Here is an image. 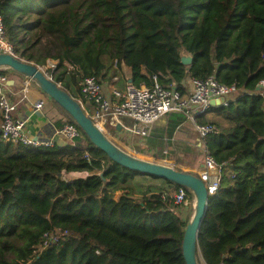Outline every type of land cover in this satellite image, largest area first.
Returning <instances> with one entry per match:
<instances>
[{
  "label": "trees",
  "instance_id": "obj_1",
  "mask_svg": "<svg viewBox=\"0 0 264 264\" xmlns=\"http://www.w3.org/2000/svg\"><path fill=\"white\" fill-rule=\"evenodd\" d=\"M0 13L15 55L36 66L53 61L48 75L79 102L85 76L101 80L121 64L137 86L156 79L185 93L187 78L210 76L234 84L226 105L196 117L217 128L200 141L221 167L197 258L264 264V0H0ZM182 52L193 56L189 65ZM56 104L64 123L77 125ZM167 118L159 142L186 120ZM179 187L114 162L82 131L74 143L44 148L0 139V264H185L194 201L183 187L179 212Z\"/></svg>",
  "mask_w": 264,
  "mask_h": 264
},
{
  "label": "built area",
  "instance_id": "obj_2",
  "mask_svg": "<svg viewBox=\"0 0 264 264\" xmlns=\"http://www.w3.org/2000/svg\"><path fill=\"white\" fill-rule=\"evenodd\" d=\"M2 52L14 53V50L13 45L6 37L0 13V53ZM53 66L54 62L50 61L41 67L48 70V67L52 68ZM191 86V90L182 93L175 85L163 86L154 79L150 85L139 86L128 81L122 88L112 87L106 92L103 89L102 81L96 76L90 75L85 76L80 82L82 100L80 103L103 132L106 130V125L113 124L146 136L153 123L161 116L171 112H180L185 115L186 119L194 123L201 140L209 133L216 131L217 128L210 123H197L196 117L207 113L212 107L218 106L212 105L211 100L223 97L224 100L220 105H226L237 93L238 88L234 84H222L213 76L204 80L191 79ZM257 87L259 90L264 88V81H261ZM35 107L40 109L42 101L36 103ZM15 108V103L6 92V77L0 73V139L4 142L19 143L35 148L51 147V141L42 142L24 132L25 119L15 115ZM123 118H131L135 124L132 127L125 126ZM59 133L69 143H74V140L81 136L78 126L70 122H66L60 128ZM203 153V167L197 175L203 180L207 193L211 196L219 188L221 167L204 149ZM67 173L70 172H63L62 178H66ZM87 174L88 172L83 171L81 177H85ZM172 199L175 204L184 206L187 203L185 189L179 187L172 194ZM53 240H55V236L50 234L47 242Z\"/></svg>",
  "mask_w": 264,
  "mask_h": 264
},
{
  "label": "water",
  "instance_id": "obj_3",
  "mask_svg": "<svg viewBox=\"0 0 264 264\" xmlns=\"http://www.w3.org/2000/svg\"><path fill=\"white\" fill-rule=\"evenodd\" d=\"M192 58L190 53L182 52L180 54V61L183 64L189 65ZM1 68L13 69L34 81L49 98L58 103L72 117L91 143L114 162L133 171L160 177L188 188L193 194L194 202L193 212L184 229L181 245L182 255L185 264H199L197 258L199 231L206 215L210 195L207 193L203 180L197 174L179 170L166 164L140 159L120 148L95 124L84 111L81 103L64 90L60 84L52 80L47 69L28 63L14 53L6 52L0 53ZM129 81L132 82V77L129 78ZM223 100L224 98L220 97L211 100V103L212 105H220ZM117 129H120V125H117ZM60 176L62 178L63 173ZM78 177L67 180L70 181Z\"/></svg>",
  "mask_w": 264,
  "mask_h": 264
},
{
  "label": "crops",
  "instance_id": "obj_4",
  "mask_svg": "<svg viewBox=\"0 0 264 264\" xmlns=\"http://www.w3.org/2000/svg\"><path fill=\"white\" fill-rule=\"evenodd\" d=\"M0 73L6 77V92L16 105L15 115L25 119L24 132L28 136L39 141H51L52 146H64L68 144L69 142L67 139L59 133L60 128L66 121V115L62 109L28 77L10 68H1ZM130 76V68L121 64L117 72L114 68L110 69L100 81H102L104 91L107 92L112 87L122 88L124 84L129 81ZM183 85L186 91L191 90V79L187 78ZM262 89L264 91V88L260 90ZM40 101H42V107L36 109L35 104ZM167 120L168 118L162 123L165 122L166 124ZM187 129L193 130L196 133L195 140L197 141V145L204 148L192 121H190V123L186 121L180 124L177 127L176 133L189 136L186 135ZM172 139H174V137H172ZM202 167L201 165V169ZM194 174H198V172ZM178 211L184 212L185 208L179 207Z\"/></svg>",
  "mask_w": 264,
  "mask_h": 264
},
{
  "label": "rangeland",
  "instance_id": "obj_5",
  "mask_svg": "<svg viewBox=\"0 0 264 264\" xmlns=\"http://www.w3.org/2000/svg\"><path fill=\"white\" fill-rule=\"evenodd\" d=\"M167 116L168 115H163L157 119L151 126L149 134L146 136H141V134L129 131L123 127L117 129V125L113 124L106 125V130L104 132L116 145L140 159L166 164L176 169L192 173L199 172L204 161V148L197 145V141L195 140L196 133L193 130H186V135L189 136H183L181 133L175 132L173 135L174 139H171L169 142L165 140L159 142L157 138L153 139L154 135L160 134L158 133V129L165 127V122H162L167 119ZM186 121L190 123L188 119ZM186 121L184 120L182 123ZM123 122L125 126L132 127L134 125V121L131 118H123ZM78 176L81 175L75 174L70 178ZM70 178L66 177L65 179ZM159 182V180H148L143 178H138L137 181H135V183L143 185H158ZM115 195L117 196L118 193Z\"/></svg>",
  "mask_w": 264,
  "mask_h": 264
},
{
  "label": "bare ground",
  "instance_id": "obj_6",
  "mask_svg": "<svg viewBox=\"0 0 264 264\" xmlns=\"http://www.w3.org/2000/svg\"><path fill=\"white\" fill-rule=\"evenodd\" d=\"M82 175V174H81ZM68 177V176H67Z\"/></svg>",
  "mask_w": 264,
  "mask_h": 264
}]
</instances>
